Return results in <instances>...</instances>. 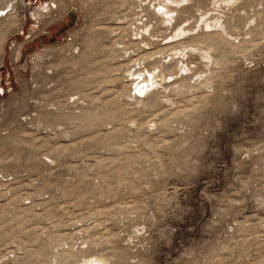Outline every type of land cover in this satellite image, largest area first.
Returning <instances> with one entry per match:
<instances>
[{
  "label": "rangeland",
  "instance_id": "374dc122",
  "mask_svg": "<svg viewBox=\"0 0 264 264\" xmlns=\"http://www.w3.org/2000/svg\"><path fill=\"white\" fill-rule=\"evenodd\" d=\"M0 10V264H264V0Z\"/></svg>",
  "mask_w": 264,
  "mask_h": 264
},
{
  "label": "bare ground",
  "instance_id": "6f19581e",
  "mask_svg": "<svg viewBox=\"0 0 264 264\" xmlns=\"http://www.w3.org/2000/svg\"><path fill=\"white\" fill-rule=\"evenodd\" d=\"M1 11L2 10H0V13H1ZM0 17H1V15H0ZM93 258L91 260L89 258L87 261H83L84 262L83 264H107L108 263V262L105 261V259H103V257H101V258H99V257L98 258L93 257ZM81 264H82V262H81Z\"/></svg>",
  "mask_w": 264,
  "mask_h": 264
},
{
  "label": "snow or ice",
  "instance_id": "6c2138e0",
  "mask_svg": "<svg viewBox=\"0 0 264 264\" xmlns=\"http://www.w3.org/2000/svg\"><path fill=\"white\" fill-rule=\"evenodd\" d=\"M0 15H2V13H0Z\"/></svg>",
  "mask_w": 264,
  "mask_h": 264
}]
</instances>
